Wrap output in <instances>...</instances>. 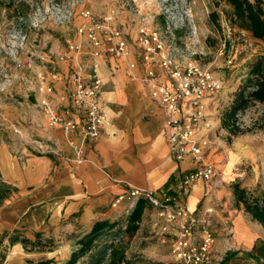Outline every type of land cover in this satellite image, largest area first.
I'll return each instance as SVG.
<instances>
[{
	"label": "rangeland",
	"instance_id": "obj_1",
	"mask_svg": "<svg viewBox=\"0 0 264 264\" xmlns=\"http://www.w3.org/2000/svg\"><path fill=\"white\" fill-rule=\"evenodd\" d=\"M83 11H89L99 22L106 23L104 20L108 18L114 28L124 31L129 46L137 54L140 49L135 36L141 26L161 32L166 45L176 49L179 58L195 61L221 81L222 89L217 93L221 108L228 105L232 93L245 79L247 64L264 51L262 42L239 35L232 10L224 0H0V147L9 148L18 159L47 156L57 164L64 156L62 139L53 131L54 127L49 126L39 103V87L53 85V94L47 97L58 104L59 96L68 91V78L78 65V56L91 60L89 43L77 31L85 21ZM226 23L233 28L230 38L225 31ZM71 44L81 45L80 52H68ZM62 55H68L69 59L61 60ZM55 73L58 77L54 80L51 75ZM221 108L210 136L214 144L210 159L216 174L209 186H205V192L206 189L220 191L222 201H228L231 213L228 228L233 232L228 235L227 226L223 230L220 225L214 226L217 238L214 261L215 264H260L261 260L250 255L251 247L246 242L250 234L263 242L264 228L236 205L232 185L237 182L248 191L264 192V124L261 119L264 102L252 104L236 115L237 125L251 130L238 136H229L227 129L220 127V122L216 123ZM12 190L10 184L0 178V194L7 195ZM150 210L147 208L145 214L151 213ZM129 212L117 218L120 226L125 225ZM144 220L136 233L120 236L133 264L171 263L168 242H160L163 235L153 225L150 215H144ZM242 228H246L247 233ZM20 233L23 234V230ZM47 236L46 233L43 238H49ZM52 239L54 247L49 249L47 244L45 252L28 250L34 251L33 261L50 256L54 264L67 260L74 250L73 242H67L64 235ZM8 249L7 244L0 245V255H6ZM229 253L234 254L223 262Z\"/></svg>",
	"mask_w": 264,
	"mask_h": 264
},
{
	"label": "crops",
	"instance_id": "obj_2",
	"mask_svg": "<svg viewBox=\"0 0 264 264\" xmlns=\"http://www.w3.org/2000/svg\"><path fill=\"white\" fill-rule=\"evenodd\" d=\"M228 7L231 9L229 4ZM128 47L130 55L126 60L99 59L108 124L87 146L83 163L70 159L72 152L63 139L64 156L57 164L47 156L18 159L9 148L0 147V178L13 188L7 195H0V234L18 228L31 240L35 239V233L42 232V236L47 233L49 238L64 235L67 242H73L74 236L87 232L95 220H116L129 212L126 203L112 206L117 196L129 189L162 190L171 176L175 180L168 189L181 197L189 211L214 207L213 224L220 225L222 230L225 221L231 219L228 201H222L220 191L206 189L205 192V186H209L214 176L209 181H197L185 190L182 188L180 179L192 168L193 162L190 158L176 162L170 156L163 129V110L149 98L137 79L144 72L141 63L129 69L128 63L138 60L139 54L129 43ZM78 61L85 67L87 76L90 59L79 55ZM220 108L217 98L208 102V110L216 119ZM53 131L61 139L59 129ZM212 151L213 148L206 154L210 162ZM148 212L155 226L156 216L152 209ZM144 215L138 230L144 225ZM242 230L247 233L246 228ZM247 239L248 247H252L255 236L250 234ZM3 244L8 245L7 238ZM24 248L20 242L10 245L4 264L36 262L32 258L34 251ZM214 250L217 252L216 242ZM50 257V264H54Z\"/></svg>",
	"mask_w": 264,
	"mask_h": 264
},
{
	"label": "built area",
	"instance_id": "obj_3",
	"mask_svg": "<svg viewBox=\"0 0 264 264\" xmlns=\"http://www.w3.org/2000/svg\"><path fill=\"white\" fill-rule=\"evenodd\" d=\"M82 17L85 21L77 31L85 36L91 48L87 76L85 67L78 64L68 78V91L59 96L58 104L47 97L53 94V85L39 87V103L48 124L59 129L62 141L72 152L70 159L77 164L86 160L87 146L108 124L99 59L113 57L126 60L130 55L124 31L114 28L108 18L104 20L106 23L99 22L89 11H83ZM232 29L230 23L225 24L227 38H230ZM238 33L241 37L248 35L243 30ZM135 41L140 49L139 57L129 62L128 67L133 70L141 63L144 68L137 79L149 98L163 110V129L169 154L176 162L186 158L193 162L192 168L180 179L182 188L185 190L197 181L211 180L215 167L206 159V154L214 145L210 136L215 116L209 112L208 102L216 100L222 89L221 81L195 61L183 56L179 58L176 49L168 47L161 32L155 29L141 26ZM80 49L79 44L68 46L70 53L80 52ZM60 59L67 61L69 56L62 55ZM231 62L229 59L228 63ZM51 77L55 80L58 76L55 73ZM138 198L145 199L156 216L155 225L163 235L160 239L169 245V264H215L214 207L191 212L181 197L169 189H129L117 196L112 206L126 203L127 211H130ZM225 223L227 234H232L231 227L228 228L229 220Z\"/></svg>",
	"mask_w": 264,
	"mask_h": 264
},
{
	"label": "trees",
	"instance_id": "obj_4",
	"mask_svg": "<svg viewBox=\"0 0 264 264\" xmlns=\"http://www.w3.org/2000/svg\"><path fill=\"white\" fill-rule=\"evenodd\" d=\"M224 1L231 6L237 29L245 31L250 37L264 44V1ZM260 55L247 64L249 68L245 74V79L232 93V99L228 105L221 108V114L219 115L220 127L227 129L229 136H238L251 131L249 128L243 129L237 125L236 115L252 104L264 102V51ZM261 119L264 124V115ZM174 180L175 178L171 176L169 183L163 190H167ZM232 192L236 205L241 206L250 215L251 219L264 228V192L248 191L246 188L240 187L237 182L233 183ZM135 204L129 212L124 226H120L118 219H100L95 220L87 232L75 235L73 238L74 250L70 252L67 260L62 264H133L127 254L126 245L120 239V236L122 233L126 235L136 233L145 211L150 208V204L143 198H138ZM107 237L109 238L104 240ZM4 238L8 240L7 246L20 242L26 250L32 248L43 250L47 247V244L50 245L49 249L54 247L53 239H44L42 232L35 233V239L31 240L21 234L20 229L15 228L11 232L0 234V245H2ZM232 254L234 253L226 254L223 262L229 260ZM250 255L256 260H261L260 264H264V241L261 242V240L256 239L251 247ZM4 259L5 255L1 254L0 264ZM51 262V259H45L31 264H50Z\"/></svg>",
	"mask_w": 264,
	"mask_h": 264
}]
</instances>
